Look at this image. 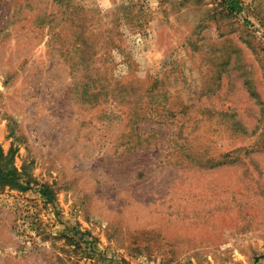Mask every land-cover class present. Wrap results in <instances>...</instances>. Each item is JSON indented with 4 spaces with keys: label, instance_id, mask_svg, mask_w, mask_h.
Masks as SVG:
<instances>
[{
    "label": "rangeland",
    "instance_id": "obj_1",
    "mask_svg": "<svg viewBox=\"0 0 264 264\" xmlns=\"http://www.w3.org/2000/svg\"><path fill=\"white\" fill-rule=\"evenodd\" d=\"M226 1L0 0V264H264V0Z\"/></svg>",
    "mask_w": 264,
    "mask_h": 264
},
{
    "label": "trees",
    "instance_id": "obj_2",
    "mask_svg": "<svg viewBox=\"0 0 264 264\" xmlns=\"http://www.w3.org/2000/svg\"><path fill=\"white\" fill-rule=\"evenodd\" d=\"M225 7L233 12L239 13L243 10V6L239 0H227ZM0 182L3 184H17V176L14 168H11L8 162H4L0 153ZM44 192V191H43Z\"/></svg>",
    "mask_w": 264,
    "mask_h": 264
}]
</instances>
